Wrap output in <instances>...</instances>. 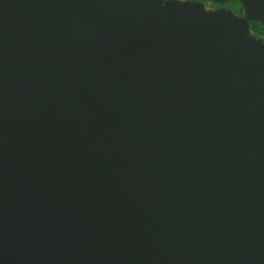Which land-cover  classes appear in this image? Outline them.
I'll use <instances>...</instances> for the list:
<instances>
[{
	"label": "water",
	"instance_id": "obj_1",
	"mask_svg": "<svg viewBox=\"0 0 264 264\" xmlns=\"http://www.w3.org/2000/svg\"><path fill=\"white\" fill-rule=\"evenodd\" d=\"M264 23V0H234ZM164 0H0V264H264V46Z\"/></svg>",
	"mask_w": 264,
	"mask_h": 264
},
{
	"label": "trees",
	"instance_id": "obj_2",
	"mask_svg": "<svg viewBox=\"0 0 264 264\" xmlns=\"http://www.w3.org/2000/svg\"><path fill=\"white\" fill-rule=\"evenodd\" d=\"M168 1V0H164ZM172 1H184V0H172ZM212 4V7L217 10H230L231 13L239 18H244L245 14L240 3L234 0H224V1H216L209 0ZM246 18V17H245ZM246 20H248L246 18ZM249 21V20H248ZM249 32L252 36H254L255 41H261L264 46V23L249 21Z\"/></svg>",
	"mask_w": 264,
	"mask_h": 264
},
{
	"label": "rangeland",
	"instance_id": "obj_3",
	"mask_svg": "<svg viewBox=\"0 0 264 264\" xmlns=\"http://www.w3.org/2000/svg\"><path fill=\"white\" fill-rule=\"evenodd\" d=\"M213 1L216 2V1H224V0H213ZM178 3L181 5H187V6L198 5L206 11H211V12L218 11L217 9H214L212 7V4L209 2V0H184V1H178ZM227 11L231 12L230 10H227ZM245 38L254 41V36H252L249 32V21H247V32H246ZM258 43L262 44L261 41H258Z\"/></svg>",
	"mask_w": 264,
	"mask_h": 264
}]
</instances>
